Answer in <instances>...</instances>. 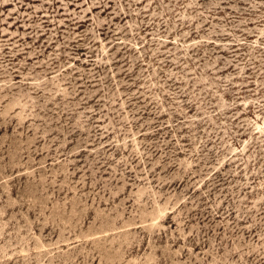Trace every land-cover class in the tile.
Here are the masks:
<instances>
[{
  "label": "rangeland",
  "instance_id": "1",
  "mask_svg": "<svg viewBox=\"0 0 264 264\" xmlns=\"http://www.w3.org/2000/svg\"><path fill=\"white\" fill-rule=\"evenodd\" d=\"M0 264H264V0H0Z\"/></svg>",
  "mask_w": 264,
  "mask_h": 264
}]
</instances>
